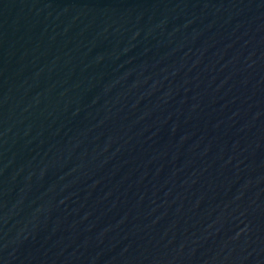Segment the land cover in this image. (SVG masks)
Masks as SVG:
<instances>
[{
	"label": "water",
	"instance_id": "95a60500",
	"mask_svg": "<svg viewBox=\"0 0 264 264\" xmlns=\"http://www.w3.org/2000/svg\"><path fill=\"white\" fill-rule=\"evenodd\" d=\"M0 264H264V0H0Z\"/></svg>",
	"mask_w": 264,
	"mask_h": 264
}]
</instances>
